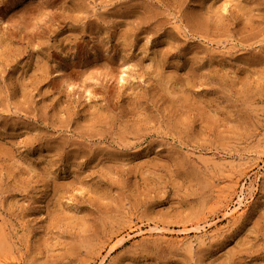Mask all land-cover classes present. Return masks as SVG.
Listing matches in <instances>:
<instances>
[{
  "label": "rangeland",
  "instance_id": "1",
  "mask_svg": "<svg viewBox=\"0 0 264 264\" xmlns=\"http://www.w3.org/2000/svg\"><path fill=\"white\" fill-rule=\"evenodd\" d=\"M0 264H264V0H0Z\"/></svg>",
  "mask_w": 264,
  "mask_h": 264
},
{
  "label": "bare ground",
  "instance_id": "2",
  "mask_svg": "<svg viewBox=\"0 0 264 264\" xmlns=\"http://www.w3.org/2000/svg\"><path fill=\"white\" fill-rule=\"evenodd\" d=\"M242 191V190H240ZM243 203V197H238L236 201V205L232 209L229 208L230 212H228L229 216L232 217L237 212V207L240 206Z\"/></svg>",
  "mask_w": 264,
  "mask_h": 264
}]
</instances>
